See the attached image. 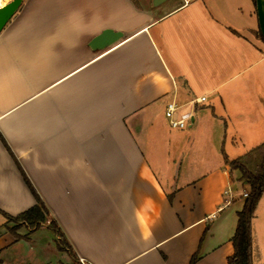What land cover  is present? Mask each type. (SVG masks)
Listing matches in <instances>:
<instances>
[{
    "label": "crops",
    "instance_id": "0c3cea01",
    "mask_svg": "<svg viewBox=\"0 0 264 264\" xmlns=\"http://www.w3.org/2000/svg\"><path fill=\"white\" fill-rule=\"evenodd\" d=\"M257 25L252 0H21L0 31V134L83 263L228 264L246 185L226 159L264 143ZM107 28L121 36L92 45ZM34 203L0 138V209ZM4 223L0 264H71L47 221L25 242L38 256Z\"/></svg>",
    "mask_w": 264,
    "mask_h": 264
},
{
    "label": "trees",
    "instance_id": "16d2710c",
    "mask_svg": "<svg viewBox=\"0 0 264 264\" xmlns=\"http://www.w3.org/2000/svg\"><path fill=\"white\" fill-rule=\"evenodd\" d=\"M253 3L255 6V0H253ZM260 37L263 41L261 33ZM0 138L6 149L12 155L16 165L20 170L24 182L35 199V203L32 206L17 213L16 215L8 214L7 212L0 209V214L5 219L4 224L6 229L16 239L29 240V236L47 221V227L55 234L57 249L59 251L66 252L70 256L72 261L71 264H82L63 230L57 221L50 216V210L40 195L37 193L36 189L32 185L21 165H19L1 134ZM254 154L257 155L259 162L255 170H251L247 167L245 160L247 158H251ZM226 160L230 164L231 168L237 169L240 172V178L243 180V184L246 185V187L243 188V193H246V195H243L242 193V196H244L243 206L241 210L237 212V225L231 237L233 253L227 257V263L252 264V218L254 216V210L258 199L264 191V143L256 147L253 152L247 153L244 157ZM168 197L171 198V194ZM9 223L11 224L10 226L7 225ZM22 227L26 229V233L24 235L17 233V230ZM196 259L197 255H193L189 264H194Z\"/></svg>",
    "mask_w": 264,
    "mask_h": 264
},
{
    "label": "water",
    "instance_id": "95a60500",
    "mask_svg": "<svg viewBox=\"0 0 264 264\" xmlns=\"http://www.w3.org/2000/svg\"><path fill=\"white\" fill-rule=\"evenodd\" d=\"M163 0H153L154 4L160 3ZM21 0H11L8 3L0 6V31L8 21V19L17 10ZM256 16L258 27L264 41V0H255ZM121 36L120 31L112 29H104L101 33L95 36L91 44L95 47H105L116 41Z\"/></svg>",
    "mask_w": 264,
    "mask_h": 264
},
{
    "label": "built area",
    "instance_id": "2783aa9c",
    "mask_svg": "<svg viewBox=\"0 0 264 264\" xmlns=\"http://www.w3.org/2000/svg\"><path fill=\"white\" fill-rule=\"evenodd\" d=\"M206 100L205 96L196 97L192 100H190V103L192 105L204 102ZM179 105L176 104L175 101H169L165 105L164 115L168 120L169 126L174 129H183L185 128L190 119L192 118V115L188 116H182L178 114ZM243 195H246V193H243ZM82 262V261H81ZM82 264H84L82 262Z\"/></svg>",
    "mask_w": 264,
    "mask_h": 264
},
{
    "label": "rangeland",
    "instance_id": "374dc122",
    "mask_svg": "<svg viewBox=\"0 0 264 264\" xmlns=\"http://www.w3.org/2000/svg\"><path fill=\"white\" fill-rule=\"evenodd\" d=\"M9 1H11V0H2L1 2H0V4L1 5H4V4H6V3H8ZM147 1H149V0H147ZM253 1V0H252ZM0 5V6H1ZM254 13H256V9H255V6H254ZM257 17V16H256ZM252 19H254V20H256L255 19V16L253 15V18H249V21H252ZM251 36L253 37V38H257L258 40H259V42L261 43V45L264 47V43H263V41H262V39H261V37H260V32H259V27H258V25L255 27V30H254V32L251 34ZM246 161V165H247V167L249 168V169H251V170H255V168H256V166L258 165V162H259V160H258V157H257V155L256 154H254L250 159H248V160H245ZM237 175H239V174H237ZM238 180V186L239 187H241V186H244V184H243V180H241V178H240V176H239V178L237 179ZM247 189V188H246ZM242 196V195H241ZM242 197H244V196H242ZM4 220V218H3V216L0 214V222H2ZM22 240V242H21V245L19 246V249H20V251H22L23 252V254H27V255H33V254H37V256L40 254V252H38V250H37V248L36 247H33V248H30V246H29V248H28V246H27V244L25 243V242H27L28 240H25V239H21ZM22 246V247H21ZM29 249V250H28ZM26 251H28V252H26ZM71 263H72V261H71Z\"/></svg>",
    "mask_w": 264,
    "mask_h": 264
},
{
    "label": "bare ground",
    "instance_id": "6f19581e",
    "mask_svg": "<svg viewBox=\"0 0 264 264\" xmlns=\"http://www.w3.org/2000/svg\"><path fill=\"white\" fill-rule=\"evenodd\" d=\"M2 0H0V2H1Z\"/></svg>",
    "mask_w": 264,
    "mask_h": 264
}]
</instances>
